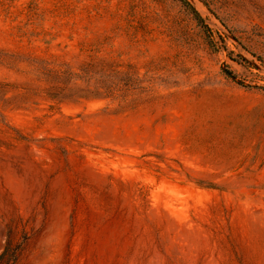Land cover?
<instances>
[{
	"label": "rangeland",
	"instance_id": "obj_1",
	"mask_svg": "<svg viewBox=\"0 0 264 264\" xmlns=\"http://www.w3.org/2000/svg\"><path fill=\"white\" fill-rule=\"evenodd\" d=\"M0 0V253L264 264V0Z\"/></svg>",
	"mask_w": 264,
	"mask_h": 264
},
{
	"label": "trees",
	"instance_id": "obj_2",
	"mask_svg": "<svg viewBox=\"0 0 264 264\" xmlns=\"http://www.w3.org/2000/svg\"><path fill=\"white\" fill-rule=\"evenodd\" d=\"M187 2L186 0H183ZM22 246L17 245L12 247L10 242H7L3 251L0 253V264H19Z\"/></svg>",
	"mask_w": 264,
	"mask_h": 264
}]
</instances>
